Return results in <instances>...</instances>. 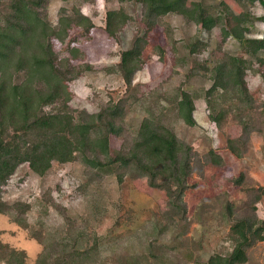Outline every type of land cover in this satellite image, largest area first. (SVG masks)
<instances>
[{
	"label": "rangeland",
	"instance_id": "374dc122",
	"mask_svg": "<svg viewBox=\"0 0 264 264\" xmlns=\"http://www.w3.org/2000/svg\"><path fill=\"white\" fill-rule=\"evenodd\" d=\"M189 2L198 6L201 3L214 16L225 9L240 19L264 14L258 2ZM73 5L80 6L95 23L88 36L80 34L79 28L70 32V39L82 51L81 59L75 63L93 67L70 83L74 113L95 111L109 99L125 95L131 103L124 132L112 136L111 150L127 145L141 119L155 114L199 154L212 148L223 156L224 164L207 165L203 175L194 172L188 178L190 187L183 197L185 211L180 215L169 204L166 191L148 185L145 171L136 161H132L121 183L110 173L99 176L79 159L54 161L42 176L22 163L1 187V200L15 206L0 212V264H5L11 249L23 251L26 264H33L43 249L57 253L74 245L92 247L83 264H204L212 254H227L233 243L226 204L249 197L245 187H264V73L257 62V56H264V51L251 55L240 41L232 37L223 40L219 27L207 32L183 16L169 13L150 33L143 52L145 65L135 73L133 87L126 90L117 73H108L102 67L116 63L119 52L142 32L141 4L49 0L48 20L55 23L61 7L70 13ZM119 7L131 19L111 38L103 29L104 14L107 9ZM263 27L262 21H254L249 35L260 36ZM196 39L200 41V51L191 54L188 44ZM51 42L56 52L64 51L65 46L57 39ZM159 47L165 49L163 55H159ZM228 57L238 58L245 66L252 106L239 103L233 93L226 92L214 93L211 106L206 102L212 67ZM197 63L200 66L193 70ZM180 90L190 92L194 98V126L184 124L170 110ZM222 109L227 111L224 119L215 122L212 112ZM242 119L254 123L255 130L245 139L243 156L236 157L227 149V138L240 135ZM240 174L244 182L234 183ZM256 214L264 218V194L256 203ZM244 264H264V241L250 249Z\"/></svg>",
	"mask_w": 264,
	"mask_h": 264
},
{
	"label": "trees",
	"instance_id": "16d2710c",
	"mask_svg": "<svg viewBox=\"0 0 264 264\" xmlns=\"http://www.w3.org/2000/svg\"><path fill=\"white\" fill-rule=\"evenodd\" d=\"M48 1L0 0V212L15 206L1 200V187L19 165L27 163L35 174L42 176L54 161L67 163L79 159L99 176L110 173L119 183L123 182L132 161H136L144 169L148 185L166 191L169 204L181 215L185 211L183 197L190 187L188 178L194 172L203 175L207 165L222 166L223 156L212 148L199 154L155 114L141 119L127 145L111 150L112 136H121L124 132L130 99L122 95L116 100L109 99L95 111L74 113L70 104L73 97L70 83L82 71L93 67L88 63H75L81 59L82 51L74 44V39H70V32L79 28L80 34L88 36L95 23L76 5L70 13L61 7L56 22L51 23L47 18ZM78 1L92 4L95 0ZM118 1H135L142 6V32L132 38L128 48L119 52L116 63L102 67L108 73H117L126 90L133 87L135 73L145 65L143 52L149 44L150 33L169 13L179 14L207 32L219 27L223 40L232 37L240 41L251 55L264 51V27L260 36L249 35L254 21L264 24V14L240 19L225 9L214 16L201 3L198 6L189 0ZM244 1L258 2L264 10V0ZM130 19L121 7L107 9L103 29L109 37L115 38ZM52 38L65 46L64 51L53 49ZM199 43L196 39L188 44L191 54L200 51ZM158 51L163 55L165 49L159 47ZM257 62L264 73V56H257ZM198 66L199 63L194 65L193 70ZM212 71V83L205 91L208 106L212 105L211 98L216 92L233 93L239 103L252 106L246 69L238 58L220 60ZM169 107L184 124L196 125L194 98L190 92L180 90ZM226 112V109L213 111L212 119L219 122ZM253 130L254 123L245 119L240 135L227 138L229 152L242 157L245 139ZM233 182L242 184L243 175ZM245 192L249 197L238 203L229 201L225 207L231 218V251L224 255L212 254L204 264H244L250 249L264 241V218L256 214V203L263 196L264 187H245ZM91 252L92 247L75 245L57 253L43 249L33 264H83ZM5 260V264H26L25 253L15 249L9 251Z\"/></svg>",
	"mask_w": 264,
	"mask_h": 264
}]
</instances>
